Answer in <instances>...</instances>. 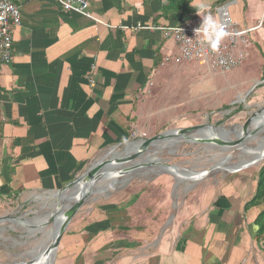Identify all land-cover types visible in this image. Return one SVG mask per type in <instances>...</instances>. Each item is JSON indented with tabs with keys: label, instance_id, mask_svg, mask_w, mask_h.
<instances>
[{
	"label": "crops",
	"instance_id": "obj_1",
	"mask_svg": "<svg viewBox=\"0 0 264 264\" xmlns=\"http://www.w3.org/2000/svg\"><path fill=\"white\" fill-rule=\"evenodd\" d=\"M13 1L22 22L14 31V60L0 68V202L62 189L128 135L154 136L160 131L152 121L200 108L233 88L231 80L215 81L228 72L202 61L175 62V42L154 27L192 14L164 16L168 0H87L99 22L65 11L62 0ZM229 4L241 28L264 17V0ZM192 6L207 9L217 0ZM219 181L194 188L155 234L136 226L151 216L141 215L154 203L146 194L132 207L70 224L56 264H264V233L256 225L264 203L246 208L258 179ZM48 251L38 264H48Z\"/></svg>",
	"mask_w": 264,
	"mask_h": 264
},
{
	"label": "rangeland",
	"instance_id": "obj_2",
	"mask_svg": "<svg viewBox=\"0 0 264 264\" xmlns=\"http://www.w3.org/2000/svg\"><path fill=\"white\" fill-rule=\"evenodd\" d=\"M238 9H240L239 6L232 9V13L234 14V11H238ZM254 34L252 46L249 49V56L247 59L250 58L239 68L228 72L226 77H224L225 75L215 76V81L218 82V85L224 83L229 84L227 80H231L233 85L232 90L226 94L218 91L213 98H210L208 103H204L200 108L196 107L194 110L184 113L169 114L168 118H161L152 121L153 125L157 126V131H160V133L156 135L169 130L189 128L203 124L237 128L244 125L253 113L258 112L260 108L264 107V84L254 89L251 95L245 100L247 93L255 86V84L264 81V31L260 30ZM252 51L255 52V57L258 59L257 62H255L254 57L252 56ZM241 83H243V87H241ZM205 130L217 132L212 128H205ZM153 131L154 128L152 132ZM151 135L152 133H150L148 137H143L140 133H136V135L131 136L127 141L121 143L133 142L143 138H151L153 137V135ZM260 137H264L263 131L259 136L254 134L250 140L248 139L245 141L244 145H242L243 148L246 147V145H250L254 148L257 147L262 140ZM137 143L124 144L125 146L121 145V148L135 145ZM117 145L100 152L83 172L89 168L90 164L92 165L102 159L106 151ZM230 150L232 149L220 152L219 148L213 145L184 142L182 145L172 147V152L174 154L167 153L168 150H164L162 153V161L168 165L180 166L181 168L178 167V171L183 175L193 172L200 173L206 170L209 171L210 168L216 169L220 167V163L229 155ZM240 159L241 158L236 152L235 158L232 161L233 164L240 161ZM109 160L110 162L113 161L112 159H104L102 162H107ZM139 161L140 159H136L134 162L137 163ZM251 162L254 161L245 162L238 166ZM128 166H131V163L126 164L124 167ZM156 166L157 165H152L147 167L146 165V168L136 173L131 179H129V181L123 180L120 184L114 186L110 190H101L91 194L73 219L71 223L72 228L80 226L84 221H90V217L93 219L97 218V213L102 214L101 211L104 209H112L116 206L124 205L132 207L140 199L138 198L134 201L135 196L138 195L140 197L146 194V197L150 196V201L154 203H149L148 210L144 211V209H142L141 215L145 212L151 216L148 220L137 223L136 226H138V232L149 230V232L151 231L155 234L158 233V231L160 232L165 229V222L171 216L176 215L175 213L178 206L180 207V205L184 203L188 195L197 186L202 185L205 182L213 186L218 184L220 182L219 180L228 176H246L247 178L255 180L258 179L259 171L264 164L259 168H257V165L255 164L247 170L245 169L233 174L224 171H213L211 176L202 175L203 177L199 176L187 182H178L177 179L168 174L149 173L150 168L159 171L175 169L174 167L159 166V168H157ZM234 167L237 166H229L226 169H232ZM119 168L120 166L115 170H118ZM105 172L106 171L103 169L100 174H104ZM111 175L112 173L107 177H100L96 183L101 182L102 179L106 180ZM103 180L102 184H104ZM56 199H58L57 196L49 194L48 192L40 191L24 193L21 196H18V198H13L11 202L9 200L6 202H0V217H22L24 221L28 222L27 225L23 226L12 220H7L2 223L3 227L4 224L8 226L6 228V236L2 235L0 237V264L22 263L30 260L31 253L35 249V240H43L46 237V226L51 222V215L55 213L54 207L52 206L53 203L57 201ZM132 201L134 202L132 203ZM145 223H148L149 225L143 227ZM49 260L48 257L46 260L47 262L45 263H48Z\"/></svg>",
	"mask_w": 264,
	"mask_h": 264
},
{
	"label": "built area",
	"instance_id": "obj_3",
	"mask_svg": "<svg viewBox=\"0 0 264 264\" xmlns=\"http://www.w3.org/2000/svg\"><path fill=\"white\" fill-rule=\"evenodd\" d=\"M61 3L65 11L99 22L92 14L87 0H62ZM229 6L228 3L200 9L180 24L157 26L154 29L160 30L175 42L179 50L176 63L202 61L211 71L230 72L240 67L249 56L254 33L264 30V17L254 27L241 28L233 19ZM206 16H211L223 30V34L215 35L211 42H204V38L197 33ZM21 22L20 6L13 0H0V68L10 65L14 60V31ZM212 42L217 43L215 49L210 46Z\"/></svg>",
	"mask_w": 264,
	"mask_h": 264
},
{
	"label": "water",
	"instance_id": "obj_4",
	"mask_svg": "<svg viewBox=\"0 0 264 264\" xmlns=\"http://www.w3.org/2000/svg\"><path fill=\"white\" fill-rule=\"evenodd\" d=\"M263 84H264V81L257 82L255 84V86L247 93L245 100L251 95V93L254 91V89H256L258 86H261ZM243 102H245V101H243ZM263 117H264V107L260 108L258 112L253 113L249 117V119L245 122L244 125L237 127V128H228V127L215 126L212 124H203V125L189 127V128L169 130V131H165L164 133H161L159 135L153 136L151 138H143V139H139V140H136L133 142L118 144L115 147H118L121 145L125 146L127 144H132V143H137V142L141 143L138 150H136L131 156H129L128 158L122 159L120 162H117V164H120V166H125L128 163H131V166L125 167V169L120 170L121 173L118 174V176L114 177V181H113L114 186L120 184L123 180L129 181V179H131L136 173H138L140 170L146 168L145 167L146 165H147V167L152 166V165H157L156 166L157 168H159V166L174 167L175 168L174 170L177 171L179 169L178 167H180V166L166 164L165 162L162 161V156H161V160H150V161L147 160L148 159L147 155H154V153H150V152L152 151V149L154 147H156L161 142H166L169 144V146L165 147L166 148L165 150H168L167 153H171V154L173 153L172 147L178 146L180 144L182 145L184 142L191 143V144L204 143L207 145H213L215 147H218L220 152L235 148L233 153H236L238 151L239 147H243L242 145L244 144L245 141H247L248 139L250 140V138H252V136L254 134H257V135L259 134L257 132L258 130H256V131L252 130L251 131V129L256 124V122L260 118H263ZM261 125H264V123H262ZM205 128H212L213 130H216L218 132L217 136L212 137V138H206V137L195 138V136H194L195 133L202 131ZM232 137H235V140H231ZM136 159H140V161L137 163L134 162ZM263 160H264V152L262 153L261 157L258 158L256 161L242 165V166H237V167H234L232 169H226L224 172L229 173V174L238 173V171L241 172L242 170H245V169L247 170V169H249V167L254 166L255 164H257ZM114 163L115 162H110V160H109L107 162L99 163V164L93 166L92 168H90L91 167V165H90L89 168L85 172H83L80 176H77L72 182H70L64 188L59 189V190L43 191V192L56 193L57 198H58V199H56L57 201L54 202L53 206H52V207H54L55 213H53L50 217V221L56 220L55 222H57V229H56L55 236H54V242L50 246L49 251H48V255H47V257H49V259H50L52 254H54V260L52 262H51V260H49L50 261L49 264H55L57 254H58V250H59L60 244L62 242V239H63L68 227L72 223L73 219L76 217L79 210L84 205L86 199L91 195L90 189L92 188V186L96 182H98V179L100 177H107L111 173H113L110 171L114 169L113 167H114V165H116ZM103 169L106 172L104 174H100V171ZM217 169L218 168H216V169L210 168V172L211 173L213 171L220 172ZM158 174H168V175L173 176L175 179H177L178 182H184L182 180H179V179H181L180 176L178 177L175 172L172 173L171 171H169V169H165L164 172L158 173ZM81 179L84 180V182H85L87 188H89V190L87 192H84V196L81 199H79L76 203H74L73 206L67 207V208L60 206V202H64L66 199V198L62 199L61 198L62 195H64L67 191L76 188ZM68 200H70V199H68ZM62 208L65 209V211L63 212V216L59 217L56 215V213H60ZM173 218H174V216L170 217V219L168 220L165 227L170 225ZM12 219L16 220V221H22L23 220L22 217L12 218L10 216H4V217H0V224L4 223L7 220H12ZM36 263H37L36 260L31 259L28 262H22V263L16 262L13 264H36Z\"/></svg>",
	"mask_w": 264,
	"mask_h": 264
},
{
	"label": "bare ground",
	"instance_id": "obj_5",
	"mask_svg": "<svg viewBox=\"0 0 264 264\" xmlns=\"http://www.w3.org/2000/svg\"><path fill=\"white\" fill-rule=\"evenodd\" d=\"M262 123H264V117L260 118L256 122V124L252 127V129H251V131L252 130H254V131L258 130L257 132L259 134L257 136H259L262 131L264 133V125H261ZM217 134H218V132L204 129L202 131L196 132L194 136H195V138H204V137L212 138V137L217 136ZM260 138L262 139L261 143L259 145L257 144L258 146L255 147V148L250 146V145H246V147H244V148L243 147H239L238 148L237 154L239 155V157L241 159L237 163L233 164V162H232L233 159L235 158V155H236V153H233L235 148L230 150L229 155L220 163L221 166L218 167L217 170L221 172V171L226 170V168L229 167V166H238V165H240L242 163H245V162L256 161L258 158L261 157L262 153L264 152V137H260ZM231 140H235V137H232ZM251 140H253V139H251ZM140 145H141V143L139 142V143H137L135 145H131V146H128V147L121 148V146H118V147H115V148H111V149H109L108 151H106L104 153L102 159H100L99 161L95 162L92 165L90 164L91 165L90 168H92L93 166H95V165H97L99 163H103L102 161L104 159H112L113 160L112 162H115L114 164H116L113 167L114 169L110 171V172H113L112 175L110 177H108L106 180L102 179L104 184H102V180H101V182L95 183L92 186V188L90 189L91 194H94V193L99 192L101 190H110L111 188H113L114 187V182H113L114 181V177L118 176V174L121 173L120 170L125 169L124 166H120V164H117V162H120L122 159H125V158H128L129 156H131L136 150H138ZM166 146H169V144L166 143V142L159 143L150 152V153H154V155H147V158H148L147 160H149V161L150 160H161L162 153L166 149L165 148ZM263 164H264V160L259 162V163H257L256 164L257 168H259ZM119 166H120V168L118 170H115ZM163 171H159L157 169L151 168L149 170V173H162ZM169 171H171L172 173L175 172L178 177L179 176L181 177V179H179V180H182L184 182L190 181V180H192L194 178H197L199 176L203 177L202 175L211 176V174H212L210 172V170L209 171L206 170V171H203V172H200V173H196V172L194 173L193 172V173H189V174H185V175L181 174L178 170L175 171L174 169H169ZM88 190H89V188H87L84 180L81 179L79 184H78V186L76 188H74L72 190H69L64 195H62L61 198L62 199L66 198L65 201H67V202H65V201H64L65 203L64 202H60V206H63L65 208L73 206L74 203H76L79 199H81L84 196V192H87ZM48 193L57 196L56 193H53V192H48ZM68 199H70V200H68ZM64 211H65V209L62 208L61 212L60 213H56V215L59 216V217H62ZM12 221L15 222V223H18L21 226L28 224V222L24 221V220L16 221V220L12 219ZM55 221H51L50 223L47 224V226H46V237L43 240L42 239H36L35 240V245H34L35 249L31 253L30 260L31 259L36 260V262H37L36 264H38V263H40L42 261V259L45 257L46 252L49 250L50 246L54 242V236H55V232H56V229H57V222H55ZM7 226L8 225L4 224V227H3V225L0 224V237L2 235L6 236V232H7L6 228H7ZM50 260H51V262L54 260V254H52ZM49 262H48V264H49Z\"/></svg>",
	"mask_w": 264,
	"mask_h": 264
},
{
	"label": "trees",
	"instance_id": "obj_6",
	"mask_svg": "<svg viewBox=\"0 0 264 264\" xmlns=\"http://www.w3.org/2000/svg\"><path fill=\"white\" fill-rule=\"evenodd\" d=\"M147 1V0H146ZM233 0H217V6H222L232 2ZM193 0H168V3L164 6L162 14L164 16H168L170 13H184L186 15H191L197 12L200 9H196L192 6ZM130 136L126 137L128 140ZM141 197V196H140ZM138 195L135 196L134 201L140 198ZM132 201V203L134 202ZM264 203V166L260 169L258 175V184H257V191L254 198L251 200L250 203L246 206L247 209L258 206ZM256 225H258L259 232L264 233V211L261 212L256 220ZM128 230V227L124 228Z\"/></svg>",
	"mask_w": 264,
	"mask_h": 264
},
{
	"label": "clouds",
	"instance_id": "obj_7",
	"mask_svg": "<svg viewBox=\"0 0 264 264\" xmlns=\"http://www.w3.org/2000/svg\"><path fill=\"white\" fill-rule=\"evenodd\" d=\"M197 33L204 38V42H211L215 35L223 34V30L215 24V21L211 16H206L200 27L197 29ZM210 46L215 49L217 43L212 42Z\"/></svg>",
	"mask_w": 264,
	"mask_h": 264
}]
</instances>
